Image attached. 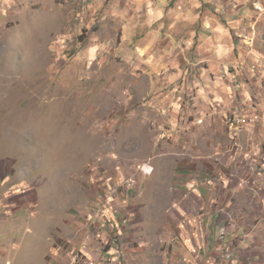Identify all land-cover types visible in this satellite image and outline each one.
Returning a JSON list of instances; mask_svg holds the SVG:
<instances>
[{
    "label": "rangeland",
    "instance_id": "1",
    "mask_svg": "<svg viewBox=\"0 0 264 264\" xmlns=\"http://www.w3.org/2000/svg\"><path fill=\"white\" fill-rule=\"evenodd\" d=\"M4 1L0 264H91L87 250L106 253L113 242L117 251L130 246L134 263L151 264L154 252L165 259L168 244L158 238H170L167 204L159 205L165 216L159 235L151 188L170 184L181 158L170 155L177 151L172 140H157L170 129L164 108L171 104L150 89L152 77L174 64L153 63L155 51L141 60L137 43H123L124 12L136 13L135 0H14L6 9ZM170 7L172 23L143 38L158 33L162 43L167 35L175 43L198 41L205 21L231 27L233 10L254 25L236 38L252 48L264 43V0H171ZM197 10L190 20L199 24L178 22ZM160 97L164 104L157 106ZM116 256L126 261L125 251ZM105 261L111 260L94 264Z\"/></svg>",
    "mask_w": 264,
    "mask_h": 264
},
{
    "label": "crops",
    "instance_id": "2",
    "mask_svg": "<svg viewBox=\"0 0 264 264\" xmlns=\"http://www.w3.org/2000/svg\"><path fill=\"white\" fill-rule=\"evenodd\" d=\"M6 1L4 9L12 7L14 0ZM170 2L135 0L136 13L125 11L123 24V43H137L141 60L155 51L153 63L174 64L158 79L152 77L155 85L150 89L151 94L170 98V107L164 108L170 129L157 140H172L177 151L170 155L181 158L171 183L151 188L157 208L167 204L164 230L170 238L160 235L165 216L159 207L152 222L158 227L160 244H168L162 255L169 256L162 259L160 252H154L150 263L264 264V43L252 48L236 38L245 26L254 25L245 24L248 15L239 17L233 10L228 12L231 27L216 19L205 21L198 41L175 43L167 35L162 43L158 33L143 38L142 33L158 32L167 20L172 23L176 12ZM198 13L183 12L178 22L199 24L190 20ZM134 33L139 40L132 38ZM161 97L155 100L157 106L164 104ZM252 114L260 119L254 120ZM239 118L245 119L242 127ZM173 236L177 240L172 241ZM115 245L106 253L87 250L86 263L109 259L107 264H139L134 263L130 246L123 244L117 251ZM124 251L126 261L120 262L116 255ZM157 256L160 260H155Z\"/></svg>",
    "mask_w": 264,
    "mask_h": 264
},
{
    "label": "bare ground",
    "instance_id": "3",
    "mask_svg": "<svg viewBox=\"0 0 264 264\" xmlns=\"http://www.w3.org/2000/svg\"><path fill=\"white\" fill-rule=\"evenodd\" d=\"M247 113V112H246ZM237 121V124H238V126H242V124L245 122V119L244 118H239V119H237L236 120ZM199 123V122H198ZM246 126V125H245ZM239 128V127H238ZM237 128V129H238ZM234 131H235V129H234ZM238 132V131H237ZM236 133V132H235ZM177 240V239H176ZM92 264H94V263H92Z\"/></svg>",
    "mask_w": 264,
    "mask_h": 264
},
{
    "label": "built area",
    "instance_id": "4",
    "mask_svg": "<svg viewBox=\"0 0 264 264\" xmlns=\"http://www.w3.org/2000/svg\"><path fill=\"white\" fill-rule=\"evenodd\" d=\"M259 11L264 12V8L259 7ZM259 119H260V117L257 116V120H259ZM225 257H226V255H225ZM91 264H92V263H91ZM106 264H107V262H106Z\"/></svg>",
    "mask_w": 264,
    "mask_h": 264
}]
</instances>
